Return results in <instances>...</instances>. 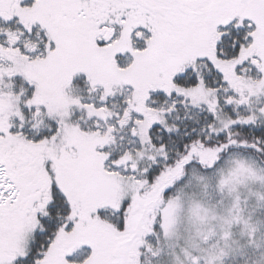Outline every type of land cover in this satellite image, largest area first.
Wrapping results in <instances>:
<instances>
[{
	"label": "snow or ice",
	"instance_id": "6c2138e0",
	"mask_svg": "<svg viewBox=\"0 0 264 264\" xmlns=\"http://www.w3.org/2000/svg\"><path fill=\"white\" fill-rule=\"evenodd\" d=\"M0 264H264V0H0Z\"/></svg>",
	"mask_w": 264,
	"mask_h": 264
}]
</instances>
